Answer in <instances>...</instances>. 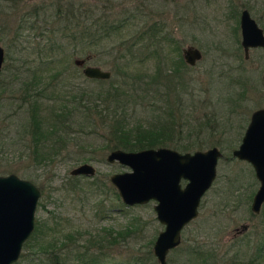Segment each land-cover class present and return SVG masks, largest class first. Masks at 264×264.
<instances>
[{"label": "rangeland", "instance_id": "374dc122", "mask_svg": "<svg viewBox=\"0 0 264 264\" xmlns=\"http://www.w3.org/2000/svg\"><path fill=\"white\" fill-rule=\"evenodd\" d=\"M67 1L74 5L93 3L97 14H107L110 21L129 15L122 32L113 40L115 48L112 49V43L82 47V41L76 45L77 40L63 35V21L58 20L55 6L65 8ZM243 7L264 27V0H0V44L5 55L0 73V135L2 138L7 135L0 143V174L15 172L38 185L41 195L35 224L45 223L44 228L50 226L54 230L45 241L62 243L61 235L71 233L81 243L90 234L101 233L107 237L103 244L91 247L105 252L99 264H158L152 248L164 224L156 217L153 207L156 201L127 205L115 194L110 175L130 168L106 159L109 149L103 144L110 136L111 120L106 117L105 121L96 112L91 120H84L80 110L74 108L86 100L74 99L71 94L76 97L84 88L97 89L102 84L99 79L83 74V65L74 61L80 57L84 64L110 70L107 79L127 88V95L122 96L127 100L123 101L126 110L120 108L121 103L114 107L97 99L99 111L107 113L109 106L110 111L114 108L113 113L125 112L123 115L132 127L156 128L172 123L182 132L183 142L202 140L204 146L200 149L217 145L222 152L216 178L201 198L198 215L182 229L181 243L168 252V264H264V249L261 253L256 250L263 215L253 214L250 209L259 181L249 162L232 156L251 112L264 106V49L250 50V57L244 58L239 27V12ZM153 22H162L175 42L146 48L144 29ZM145 38L148 39L147 35ZM130 43H134L132 48L127 45ZM187 45L198 46L202 58L193 65L181 66L179 77H175L173 67ZM158 64L163 66L164 80L165 72H170L171 76H167L174 79L167 87L160 79L150 82L148 74ZM125 69L144 72V82L132 87V78L125 75ZM34 72L43 74L39 78L40 86L54 80L51 93L65 95L57 100L41 99L46 111L50 113L61 106L72 109L67 149L39 166L31 159L25 143L20 142L24 146L8 143L10 130L24 112L19 107L22 89ZM107 79L103 85L108 84ZM79 145L87 148L78 154ZM82 154L91 158L82 160ZM82 161L94 164L93 176L69 173ZM93 179L100 188L93 186ZM245 224L248 228L242 229ZM55 235L58 238H51ZM34 238L22 247L20 258L13 264H31L30 258L36 252L43 253L42 238ZM73 244L71 251L82 250ZM198 246L203 248L202 253L196 250ZM43 256L33 259L32 264H77L73 256L68 259L65 256L58 263Z\"/></svg>", "mask_w": 264, "mask_h": 264}, {"label": "water", "instance_id": "95a60500", "mask_svg": "<svg viewBox=\"0 0 264 264\" xmlns=\"http://www.w3.org/2000/svg\"><path fill=\"white\" fill-rule=\"evenodd\" d=\"M241 43L245 55L249 46H264V33L247 9L240 17ZM186 63L193 65L202 58L196 45L182 50ZM4 47L0 44V73L4 62ZM77 65L89 78L107 79L111 71L99 65L84 64L76 57ZM222 155L217 145L205 149L180 151L170 146L144 147L136 150L111 149L106 159L129 166V170L114 172L109 179L121 200L127 205L155 200L157 219L164 224L154 242L153 254L158 264H168V252L181 243V232L199 213L204 193L211 187L217 174V163ZM232 156L245 160L253 167L259 181L251 210L259 212L264 203V106L250 114L240 143L232 149ZM94 164L82 161L73 166L72 175L93 176ZM182 180H186L182 184ZM41 190L32 180L15 172L0 174V264H13L35 227V211Z\"/></svg>", "mask_w": 264, "mask_h": 264}, {"label": "trees", "instance_id": "16d2710c", "mask_svg": "<svg viewBox=\"0 0 264 264\" xmlns=\"http://www.w3.org/2000/svg\"><path fill=\"white\" fill-rule=\"evenodd\" d=\"M64 6L65 8L60 5L55 6L56 13L59 15L58 16L56 14L58 16V20L63 21L64 31H62V34L66 35L70 39L77 40L76 45H78L80 41H82V47L96 48L99 46L103 47V45L107 46L110 43H112L111 45H114L113 40L115 39V37L118 36L116 34H120L122 32L125 26V22L129 21L130 19L129 15H123L122 18H117L116 21H110L107 14H97V7L93 5V3H88L85 5L75 3L74 5V3H69V1H67L65 2ZM150 25L151 26H149L148 29H144V45L146 46V48H149L148 46L151 45L161 46L163 43H167L170 45L175 42L174 38L171 36V32L165 27L162 22H153ZM44 30L46 29L44 28ZM49 30L52 29L50 28ZM146 35L148 39L145 38ZM145 40L147 41L145 42ZM127 45H130L129 48H132L134 43H130ZM114 48L115 45L112 46V49ZM154 51L155 48L153 49V52ZM165 58L167 60L169 57L166 56ZM125 64L128 66V63L126 61ZM175 65L176 66L173 67L172 73L173 76L179 77V74L181 72L180 67L186 65V62L183 60L180 53L178 54V59ZM162 68L163 66L161 64H158L157 66H155L154 71L148 75L150 76L151 83H155L157 80L160 79L164 81L163 83L167 87V84H172L174 79L172 80L170 79V77L167 76V74H170L171 76L170 72H165L164 80V76H162L161 74V72H163ZM125 71V75H130V78H132V87H139L141 82H144V72H129L126 69ZM42 75V73L38 75L34 72L32 74V79L26 81V84L22 89V101L19 103V107L21 106V111L24 112L22 113L20 121L17 122L14 129L12 128L10 130L11 141H8V143L10 144H19L20 142L25 143L26 148L31 153V159L36 164V166H39L42 163L45 164V161H49V159L53 160L58 155H62V151L66 150L70 143L68 137L71 135L70 133L72 131V120L70 119L72 116L71 108L65 110V107L61 106L53 108L49 113L42 106L43 100L51 98L55 100L59 98H65V95L51 93V90H53L54 84L56 83V81L54 80L48 82V84H45V86H40L39 78ZM103 80L106 79L98 80L102 84L97 85V89H95L94 87L90 89L86 87L83 89V91H81L79 95L75 97V95L71 94V97L74 99L85 98L86 102H83V104H79L74 107H77V109L80 110L84 117V120H91L93 118L94 112H96L98 117H104L105 121L106 117L110 118V136L106 138L105 143L103 144L104 148L109 149V151L114 148L136 150L144 147H156L165 145L185 151L192 150L197 147L201 148L202 146H204L202 140H198V143L191 141L183 142L181 140L182 132H180L179 129H175V125L172 123H164L156 128L132 127L129 125L126 120V117L124 116L125 112L123 113L124 115L113 113L112 111H114V108L111 107L112 111H110L109 106L106 107V109L108 110L107 113L99 111L96 104L97 99L103 100L105 102L108 101L107 103L113 105L114 107H117L118 103H121L120 108H122V110H126V106L123 104V101L126 102L127 100H124L122 96L127 95V88H125L123 84H118V82H115L114 80L112 81V79H107L108 84L103 85V83L106 82ZM125 82L126 80H124L123 83ZM50 94H52V96H50ZM68 97H70V95ZM61 100L62 102H64V99ZM66 102L64 103L65 105ZM114 102H116V104ZM172 128H174V131L172 130ZM177 130H179V135L175 137V132ZM5 133H7V131ZM1 136L3 137V135H0V143L4 142V139L7 138L5 137L7 135H5L4 138H2ZM197 137L199 138V135H197ZM21 145L24 146L23 144ZM87 145H90V142H88ZM0 147H2V145H0ZM86 148L87 146H80L79 150H77V153H82L81 151H85ZM69 153L70 152L68 151L67 154ZM85 155L83 157H80V159L87 160L91 158V155ZM47 163L49 162H46V164ZM91 182L93 186L100 188V184L96 181V179H93ZM114 192L115 194L118 193L117 190ZM262 206L263 207L261 208L260 212L263 215L261 221L263 223V229L261 230V232H257L261 234V238L259 240V244L256 247V250L259 251V253H261L264 249V203L262 204ZM44 225L45 223H42V225L39 226L38 222H36L31 236L27 238V240L23 244V246L26 245V243L32 237L35 236L36 238L34 239L42 238L41 252L43 253H39L41 255H38V252H36L37 254L35 253L36 255L30 258L31 264L35 263L34 260L37 259L38 256L42 257L43 254L45 255L43 256L44 258H52L55 263L60 262V260H65V256L67 257V259L69 256H73L72 258L77 261V264H99L100 260H102L101 258L105 256V252L103 249H99L98 251L91 250L92 246H100L101 244H103V241H105V239L107 238L101 233L97 234V236L92 233L88 236L86 242L81 243L79 239H77V237H74L73 234H63L60 237L64 238V241L62 243L60 242L57 244H52L49 241H45L46 239L44 240V238L50 236L49 234L51 233V231L53 232L54 230L50 226L44 228ZM35 231H37L36 235L34 234ZM79 234L83 235L82 232H80ZM56 236L57 235L52 236L51 238H58ZM54 241L55 240H53V242ZM68 241H71L77 244L78 246H81L82 250L71 251V248L74 247V244L71 242L68 244ZM196 250L201 253L204 251L203 248L199 246L198 248H196ZM149 251L151 254L152 251Z\"/></svg>", "mask_w": 264, "mask_h": 264}, {"label": "flooded vegetation", "instance_id": "af4514ba", "mask_svg": "<svg viewBox=\"0 0 264 264\" xmlns=\"http://www.w3.org/2000/svg\"><path fill=\"white\" fill-rule=\"evenodd\" d=\"M243 9H247L248 11H249V13H250V15L252 16V14H251V11L247 8V7H243L241 10H240V12H239V27H240V17H241V13H242V10ZM253 17V16H252ZM254 18V17H253ZM255 20H256V18H254ZM256 22L258 23V25L262 28V30H263V33H264V27L263 26H261L260 25V23H259V21L258 20H256ZM240 33H241V27H240ZM241 39H242V36H241ZM240 46H241V48L243 49V53H244V58H246V59H248L249 57H250V50H253V49H264V46H261V45H256V46H249L248 47V54L247 55H245V51H244V47H243V45H242V43H241V40H240ZM182 50H183V48H182ZM201 50V49H200ZM202 51V50H201ZM202 54H203V52H202ZM183 56V55H182ZM184 59V58H183ZM185 61V60H184ZM186 62V61H185ZM262 208V207H261ZM250 209H251V205H250ZM252 211V210H251ZM260 211H261V209H260ZM260 211L259 212H253L252 211V213L253 214H258V213H260ZM193 220V219H192ZM187 225V224H186ZM185 225V226H186ZM247 226V228H248V225H243L242 227V229H245V227ZM241 229V230H242Z\"/></svg>", "mask_w": 264, "mask_h": 264}]
</instances>
